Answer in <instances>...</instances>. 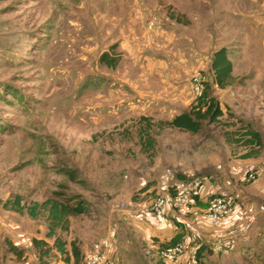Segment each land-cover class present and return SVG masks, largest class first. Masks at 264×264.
Here are the masks:
<instances>
[{"label": "rangeland", "instance_id": "rangeland-1", "mask_svg": "<svg viewBox=\"0 0 264 264\" xmlns=\"http://www.w3.org/2000/svg\"><path fill=\"white\" fill-rule=\"evenodd\" d=\"M258 1L0 0V264H39L31 239L52 243L43 216L3 208L16 195L24 205L50 197L86 203L88 212L70 217L60 234L71 261L56 250L43 258L84 264L107 246L116 209L143 200L140 189L157 176L155 163L166 151L185 154L190 143L209 139V151L244 160L246 147L234 139L249 128L261 135L264 167V28L252 16ZM221 48L232 63L223 87L211 68ZM103 52L116 61L113 68L101 62ZM195 77L201 95L192 92ZM166 89L182 101L159 112L155 99ZM209 101L223 115L203 121L196 134L156 125ZM141 117L152 124L153 149ZM253 215L231 236L243 244L209 264H264V210ZM71 243L80 250L77 263ZM135 252L126 248L122 262L151 264Z\"/></svg>", "mask_w": 264, "mask_h": 264}, {"label": "crops", "instance_id": "crops-1", "mask_svg": "<svg viewBox=\"0 0 264 264\" xmlns=\"http://www.w3.org/2000/svg\"><path fill=\"white\" fill-rule=\"evenodd\" d=\"M258 3L259 6L252 12V16L263 29L264 0ZM248 14L250 15V12ZM170 90H164V93H159L155 99V103L161 105L159 112L160 107L176 109L174 104L181 103V97L172 95L173 91L170 93ZM188 146L191 150L186 149L185 154L175 149L174 152L166 151L164 157L159 156L155 163L157 176L152 175L147 183L142 185L140 193L145 196L142 201H148L165 191L183 190L193 179L199 178L202 181V193L192 203L191 212L181 215L168 209L160 215H139L126 209L115 208L116 225L113 232L106 237L107 246L103 247L108 250L111 261L117 258L118 264H125L121 256L125 249L129 248L130 253L137 251L134 257L138 254L142 263L209 264L210 257H217L220 252L229 253L230 246L234 244H243L244 239L240 241L231 236L234 232L244 229L245 220L254 219L253 212L257 214L258 211L264 210V167L262 159L258 158L260 154L244 160H231L228 153L223 155L222 149L220 153L209 151V139L190 143ZM245 147L244 152L249 149ZM250 169L256 172L254 180L248 178ZM245 171H248L246 175ZM244 180L249 184L244 185ZM213 194L222 195L232 203L231 214L219 224L205 218L208 198ZM256 203L262 204L263 208L255 207ZM112 233L115 235L112 236ZM180 240L185 242L186 249L175 262L167 263L158 257L157 252L161 247ZM110 242H114L116 246L113 253H109ZM199 246L203 249H199ZM210 251L213 256H209Z\"/></svg>", "mask_w": 264, "mask_h": 264}, {"label": "trees", "instance_id": "trees-1", "mask_svg": "<svg viewBox=\"0 0 264 264\" xmlns=\"http://www.w3.org/2000/svg\"><path fill=\"white\" fill-rule=\"evenodd\" d=\"M101 62L113 68L116 65V61L111 59L108 52H103L100 57ZM211 68L214 72L217 84L220 87L228 85L231 80L232 63L227 58L226 50L224 48L219 49L214 53ZM222 110L213 101H209L204 109H190L188 112H182L174 116L170 121L164 123L159 122L157 127L161 130L164 127L177 129L183 132H189L192 134L198 133L202 128L203 121L213 122L217 117L222 116ZM141 120L146 122V126L143 128V134L145 136V144L148 149H153L155 146V139L150 135L152 124L148 117H141ZM150 130V131H149ZM237 131L235 134L234 142L241 143L249 149L242 155L244 158L254 157L259 154V150L263 147V142L259 132L246 128L244 131ZM74 198H77L75 196ZM3 208L11 210L19 214L26 213L31 219H37L40 216L45 218L46 232L44 237L52 239V243L49 244L44 239L32 238L31 244L35 249L36 257L39 264H51L43 260V258L52 250H56L61 254L64 262H70V254L66 251V241H64L60 234L69 231L70 217L77 215H84L88 212L86 203L80 199H75L73 202L66 199H59L50 197L44 201L31 202L29 205L21 203V197L16 195L7 199L3 203ZM10 251L15 254L19 259L23 258V251L18 249L12 243H9ZM199 249L203 247L199 246ZM71 255L74 261L77 263L80 256V250L78 247L71 243Z\"/></svg>", "mask_w": 264, "mask_h": 264}, {"label": "built area", "instance_id": "built-area-1", "mask_svg": "<svg viewBox=\"0 0 264 264\" xmlns=\"http://www.w3.org/2000/svg\"><path fill=\"white\" fill-rule=\"evenodd\" d=\"M204 85L200 77H195L192 82V92L201 95ZM256 172L250 171L248 178L253 180ZM202 181L199 178L193 179L183 190L165 191L155 195L148 201H134L119 206L120 210H129L139 215L153 214L160 215L170 209L181 215L191 212L192 203L201 196ZM232 211L231 201L218 194H213L208 198L205 209V218L215 224L223 222ZM186 249L184 241H177L161 247L157 255L164 262H175L181 257ZM84 264H114L108 255V250H98L84 259Z\"/></svg>", "mask_w": 264, "mask_h": 264}]
</instances>
